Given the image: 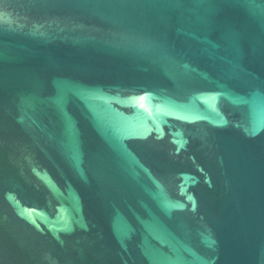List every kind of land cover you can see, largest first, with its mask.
<instances>
[{
    "label": "water",
    "instance_id": "obj_1",
    "mask_svg": "<svg viewBox=\"0 0 264 264\" xmlns=\"http://www.w3.org/2000/svg\"><path fill=\"white\" fill-rule=\"evenodd\" d=\"M0 264H264V0H0Z\"/></svg>",
    "mask_w": 264,
    "mask_h": 264
}]
</instances>
